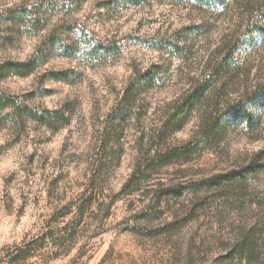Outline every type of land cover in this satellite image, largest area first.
Here are the masks:
<instances>
[{"label": "rangeland", "instance_id": "rangeland-1", "mask_svg": "<svg viewBox=\"0 0 264 264\" xmlns=\"http://www.w3.org/2000/svg\"><path fill=\"white\" fill-rule=\"evenodd\" d=\"M260 1L0 0V264H264Z\"/></svg>", "mask_w": 264, "mask_h": 264}, {"label": "trees", "instance_id": "trees-1", "mask_svg": "<svg viewBox=\"0 0 264 264\" xmlns=\"http://www.w3.org/2000/svg\"><path fill=\"white\" fill-rule=\"evenodd\" d=\"M260 4L263 5L262 6V11L261 15L259 17V21L261 22L260 25L257 27L258 29V33H263L264 34V0L260 1ZM252 14V12H251ZM252 16V15H250ZM221 61L217 62L216 64H214L212 67L210 66L209 70L214 73V75L217 72H220V69L222 67L221 65ZM24 67H28V66H32L34 67L33 64V60H31L29 63H25L23 65ZM207 82V80H206ZM256 92H254V94L256 95ZM205 94V91L200 89L199 86L198 87H194L193 91L191 92V97L193 96V98L189 99V103L186 104H182L181 107H177L174 114L171 116H168L162 123V125H160V127L157 129L158 132V136L160 137L162 134H164V132L168 129V127L170 126V122L171 121H177L179 118H181V116L185 113L186 107L185 106H189L191 105L192 100L194 101H198L200 100ZM255 95H252L249 99H247L245 102L241 101L242 104L237 105L236 108L234 109H229L226 111V115L228 116H234V117H243V118H250V111H248V109L246 108V104H251L252 106L254 105V100L256 98ZM209 115L207 118L201 119L199 124H198V132H197V136L198 133L202 136H205V133L208 132H214L217 131L218 129H220L222 127L221 121L219 119L220 115L216 114L215 116ZM192 142L187 143L184 147H182L181 149H171L169 151H166L162 154H155L153 156V158L158 159V162H160L162 165H169L171 164L173 158H180L182 156H185L184 154L186 152H189V149L191 147Z\"/></svg>", "mask_w": 264, "mask_h": 264}]
</instances>
